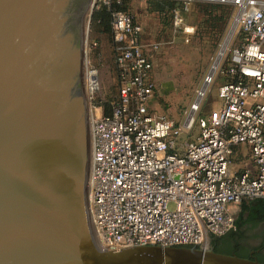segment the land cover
<instances>
[{
    "label": "built area",
    "instance_id": "2783aa9c",
    "mask_svg": "<svg viewBox=\"0 0 264 264\" xmlns=\"http://www.w3.org/2000/svg\"><path fill=\"white\" fill-rule=\"evenodd\" d=\"M181 1L182 9L173 11V27L185 42L195 33L191 11L200 1L234 5L237 23L225 67L222 58L216 68L224 77L218 87L220 109L195 118L211 75L178 124L151 110L153 63L142 25L129 11L114 7L122 0H96V7L112 12L120 80L110 113L102 106L98 112L94 91L90 94L88 205L98 240L109 249L148 244L208 248L212 236L236 229L233 205L264 198V0ZM196 123V135L181 144L180 137ZM242 146L253 167L233 164L234 157L245 156L238 154Z\"/></svg>",
    "mask_w": 264,
    "mask_h": 264
},
{
    "label": "water",
    "instance_id": "95a60500",
    "mask_svg": "<svg viewBox=\"0 0 264 264\" xmlns=\"http://www.w3.org/2000/svg\"><path fill=\"white\" fill-rule=\"evenodd\" d=\"M95 4L0 0V264H264L212 247L99 242L84 93Z\"/></svg>",
    "mask_w": 264,
    "mask_h": 264
},
{
    "label": "rangeland",
    "instance_id": "374dc122",
    "mask_svg": "<svg viewBox=\"0 0 264 264\" xmlns=\"http://www.w3.org/2000/svg\"><path fill=\"white\" fill-rule=\"evenodd\" d=\"M149 0H127L126 9L133 14L135 21L142 27V41L145 42L150 54L153 68L151 79L154 82V95L151 99V110L156 114L166 115L176 123L181 124L186 119L190 107L196 99L198 91L203 86L205 79L212 73V81L207 83L205 95L200 102L195 118L206 117L214 114L220 108L221 99L218 95V87L222 82V74L216 72L212 67L221 50L225 39L231 31L235 20L236 8L230 16L225 34L221 40L214 45L211 36L201 37L198 32L201 21V12L198 3L192 6L191 20L195 23L196 29L190 42H185L182 35L177 34L173 27V11L157 13L149 7ZM123 4V1L121 2ZM228 5V4H227ZM230 5V4H229ZM232 5V4H231ZM183 7V5H182ZM181 7V9H182ZM98 9L94 6L93 13ZM200 36H199V35ZM233 34L226 45V49L220 60L221 69L225 67V57L228 55V48L233 44ZM87 66L95 71L98 86L93 89L95 81L89 85V91L93 89L92 104L106 109L117 100L119 93L118 69L115 63V43L113 33L96 32L92 27V20L88 30L86 42ZM220 60L218 64L220 63ZM217 64V66H218ZM224 79V77H223ZM94 112L93 107L91 108ZM101 112L102 109H98ZM199 128L194 124L190 133H183L180 143L191 139L196 135ZM238 154H245L244 157H234L233 163L238 167H253L252 159L245 147L238 148ZM233 211L239 214L241 204L234 205ZM254 230L249 229L247 233L253 234ZM257 241H253L256 243ZM211 238L208 248H211Z\"/></svg>",
    "mask_w": 264,
    "mask_h": 264
},
{
    "label": "trees",
    "instance_id": "16d2710c",
    "mask_svg": "<svg viewBox=\"0 0 264 264\" xmlns=\"http://www.w3.org/2000/svg\"><path fill=\"white\" fill-rule=\"evenodd\" d=\"M123 4L114 5L117 9H126V1L122 0ZM149 7L157 13H165L167 11H174V9H181L183 2L181 0H149ZM199 11L201 12V21L199 23L198 32L201 37H210L212 43L217 45L225 34L227 22L232 15L233 6L223 3H213L200 1L198 2ZM111 10L106 6L99 7L92 16V27L96 32L108 33L112 31L111 26ZM198 34V35H199ZM199 35V36H200ZM142 36V35H141ZM142 38V37H141ZM115 43V42H114ZM116 47V45H115ZM116 53V48H115ZM120 89V80H119ZM119 97V93H118ZM117 97V100H118ZM115 100V102L117 101ZM108 106L107 109L111 110ZM241 211L236 215L235 224L236 229L230 230L222 235L212 236L211 245L217 252L236 254L242 257H251L249 250L237 249L230 245L232 240L236 238H248L256 236V234L249 235L247 231L254 229L258 224L264 221V198L244 199L241 203ZM220 240L227 241V243L220 244ZM264 262V254H258L257 257H251Z\"/></svg>",
    "mask_w": 264,
    "mask_h": 264
},
{
    "label": "flooded vegetation",
    "instance_id": "af4514ba",
    "mask_svg": "<svg viewBox=\"0 0 264 264\" xmlns=\"http://www.w3.org/2000/svg\"><path fill=\"white\" fill-rule=\"evenodd\" d=\"M253 234L256 236L248 237V238H236V240H232L230 242L233 247L237 249H245L249 250V254L251 257H257L258 254H264V221L254 227ZM257 241L253 243V241ZM220 244L227 243V241L220 240Z\"/></svg>",
    "mask_w": 264,
    "mask_h": 264
},
{
    "label": "bare ground",
    "instance_id": "6f19581e",
    "mask_svg": "<svg viewBox=\"0 0 264 264\" xmlns=\"http://www.w3.org/2000/svg\"><path fill=\"white\" fill-rule=\"evenodd\" d=\"M236 23L237 22L234 21V23L232 25V28H231V31L229 32L228 38L222 45V49L220 50V52L218 54V57H217V60H216V62L213 65V67H214L213 70L217 67V64H218V62L220 60V57L223 55V53H224V51L226 49V45L228 44V42H229V40H230V38H231V36L233 34V30L235 28ZM210 77H211V75L208 76L207 82L210 80ZM93 80L95 81V85L92 86L93 89H94L97 86V77H96L95 72L94 71H90V69L88 68L87 59H86V61H85V69H84V93H85V95H86V97L88 99V104H89V121H90V115H91V112H92V110H91L92 105L90 103V94L93 91V89H91V91H89L88 89L90 87L89 85L92 83ZM89 124H90V122H89Z\"/></svg>",
    "mask_w": 264,
    "mask_h": 264
},
{
    "label": "crops",
    "instance_id": "0c3cea01",
    "mask_svg": "<svg viewBox=\"0 0 264 264\" xmlns=\"http://www.w3.org/2000/svg\"><path fill=\"white\" fill-rule=\"evenodd\" d=\"M144 43H145V42H144ZM152 99H153V98H152ZM220 99H221V98H220ZM221 105H222V101H221ZM221 105H220V107H221ZM219 109H220V108H219ZM219 109H218V110H219ZM218 110H217V112H218ZM104 112H106V113H110L111 110H110V109L108 110V109L106 108V109H104ZM217 112H215L214 114H216ZM242 147H244V146H242ZM239 158H240V157H239ZM233 206H234V205H233ZM233 206H232V208H233Z\"/></svg>",
    "mask_w": 264,
    "mask_h": 264
}]
</instances>
